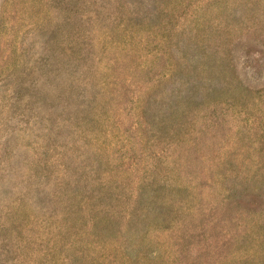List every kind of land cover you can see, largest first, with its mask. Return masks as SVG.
<instances>
[{
  "label": "rangeland",
  "instance_id": "rangeland-1",
  "mask_svg": "<svg viewBox=\"0 0 264 264\" xmlns=\"http://www.w3.org/2000/svg\"><path fill=\"white\" fill-rule=\"evenodd\" d=\"M0 264H264V0H0Z\"/></svg>",
  "mask_w": 264,
  "mask_h": 264
}]
</instances>
